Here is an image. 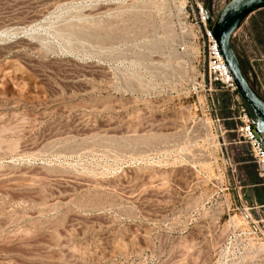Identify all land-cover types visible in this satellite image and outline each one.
I'll return each instance as SVG.
<instances>
[{
    "label": "rangeland",
    "instance_id": "rangeland-1",
    "mask_svg": "<svg viewBox=\"0 0 264 264\" xmlns=\"http://www.w3.org/2000/svg\"><path fill=\"white\" fill-rule=\"evenodd\" d=\"M230 1L0 0V264H264L197 16ZM231 44L264 100V9Z\"/></svg>",
    "mask_w": 264,
    "mask_h": 264
},
{
    "label": "water",
    "instance_id": "water-1",
    "mask_svg": "<svg viewBox=\"0 0 264 264\" xmlns=\"http://www.w3.org/2000/svg\"><path fill=\"white\" fill-rule=\"evenodd\" d=\"M262 9H264V0H231L221 9L210 30L238 95L256 120L255 132L264 139V100L254 92L244 76L239 58L231 44V38L242 22Z\"/></svg>",
    "mask_w": 264,
    "mask_h": 264
},
{
    "label": "built area",
    "instance_id": "built-area-1",
    "mask_svg": "<svg viewBox=\"0 0 264 264\" xmlns=\"http://www.w3.org/2000/svg\"><path fill=\"white\" fill-rule=\"evenodd\" d=\"M199 23L204 27L206 40V70L210 83H215L219 88L234 98L231 108L230 120L235 124L234 132L239 143L248 149L252 164L256 168L257 176L264 187V139L255 132V118L249 107L240 99L235 84L222 59L210 30L208 15L202 6L197 7Z\"/></svg>",
    "mask_w": 264,
    "mask_h": 264
}]
</instances>
